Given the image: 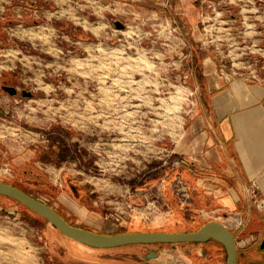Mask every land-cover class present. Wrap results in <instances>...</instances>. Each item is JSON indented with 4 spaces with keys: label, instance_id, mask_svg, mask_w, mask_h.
Segmentation results:
<instances>
[{
    "label": "rangeland",
    "instance_id": "1",
    "mask_svg": "<svg viewBox=\"0 0 264 264\" xmlns=\"http://www.w3.org/2000/svg\"><path fill=\"white\" fill-rule=\"evenodd\" d=\"M235 1H220L229 7L217 15L209 8L192 29L173 0L154 12L133 0H0V179L101 232L188 230L221 218L237 242V264H264V207L237 229L234 211L218 218L195 207L175 171L185 160L175 140L204 90V56L216 77L264 80V0ZM221 15L236 19L219 23ZM3 82L33 94H10ZM164 188L185 219H175ZM151 245L81 243L0 194V264H159L142 256ZM153 245L162 264L225 262L213 240Z\"/></svg>",
    "mask_w": 264,
    "mask_h": 264
},
{
    "label": "crops",
    "instance_id": "2",
    "mask_svg": "<svg viewBox=\"0 0 264 264\" xmlns=\"http://www.w3.org/2000/svg\"><path fill=\"white\" fill-rule=\"evenodd\" d=\"M133 1L143 11L154 12L156 7L162 5V0ZM165 1L169 3V0ZM207 1L202 5L198 0H173L174 7L182 9L180 20L192 29L209 8L211 11L216 10L217 15L218 12L221 13L218 8L229 7L227 4L225 7L223 4L218 5L222 0ZM250 16L248 14L246 17V34L255 44L257 36L254 34L255 27L252 26L255 19H250ZM215 18L219 23L236 19L233 15ZM236 36L237 32L235 52L243 53L246 50L240 48L239 37ZM204 60V90L198 97L196 110L190 115L174 143L173 150L183 154L185 158L183 163L175 166V171L181 172L190 186L195 207L213 211L218 218L228 210L250 215L245 186L251 182L257 183L258 194L264 197V80H247L238 75L229 80L216 77L213 75L215 64L211 57L206 55ZM132 195L129 194L130 197ZM160 195L167 200L177 221L184 218V212L175 207L170 190L164 188ZM194 219L196 217L192 216V220ZM218 220L228 226L223 219ZM156 258L157 263L162 264L160 252Z\"/></svg>",
    "mask_w": 264,
    "mask_h": 264
},
{
    "label": "water",
    "instance_id": "3",
    "mask_svg": "<svg viewBox=\"0 0 264 264\" xmlns=\"http://www.w3.org/2000/svg\"><path fill=\"white\" fill-rule=\"evenodd\" d=\"M119 27L123 23L117 22ZM9 93H14L13 85H2ZM23 95H30L31 91L22 90ZM0 194L10 196L26 205L36 213L45 217L63 234L81 243L94 247H114L131 243L152 244L142 256L150 258L157 256L154 243L203 242L210 238L222 244L225 250L224 264H237V242L233 232L226 224L218 219L205 220L201 225L188 230L138 229L116 232H101L70 223L52 205L26 192L17 185L0 179Z\"/></svg>",
    "mask_w": 264,
    "mask_h": 264
},
{
    "label": "built area",
    "instance_id": "4",
    "mask_svg": "<svg viewBox=\"0 0 264 264\" xmlns=\"http://www.w3.org/2000/svg\"><path fill=\"white\" fill-rule=\"evenodd\" d=\"M258 189L259 187L255 182H251L245 186L244 190L250 205V209L264 207V197L258 194ZM234 214L233 222L235 224V228L237 229L244 227V224H246L250 218L249 214H241L239 211H235Z\"/></svg>",
    "mask_w": 264,
    "mask_h": 264
},
{
    "label": "trees",
    "instance_id": "5",
    "mask_svg": "<svg viewBox=\"0 0 264 264\" xmlns=\"http://www.w3.org/2000/svg\"><path fill=\"white\" fill-rule=\"evenodd\" d=\"M8 182H10V183H13V184H15V185H17L18 187H20L21 189H23V190H25L26 192H28V193H31L26 187H23V186H21V185H19V184H17V183H14V182H12V181H8ZM32 195H34L33 193H31ZM3 195V194H2ZM5 196H7V195H5ZM34 196H37V195H34ZM7 197H10V196H7ZM10 198H12V197H10ZM12 199H14V198H12ZM14 200H16V199H14ZM17 202H19L18 200H16ZM19 203H21V202H19ZM22 204V203H21ZM22 205H24V204H22ZM24 206H26V205H24ZM65 219H67L68 220V218L65 216V214L62 212V211H60L58 208H55ZM41 216V215H40ZM41 219H43V220H46V218L45 217H43V216H41ZM69 221V220H68ZM70 223H72L71 221H69ZM204 222V221H203ZM203 222H201V223H198V224H196V226H194V228H196V227H198L199 225H201ZM72 224H74V223H72ZM75 225H77V224H75ZM79 226H81V225H79ZM82 227H85V226H82ZM87 228V227H86ZM193 228V229H194ZM120 231H123V230H120ZM214 241V243H219V244H221L220 242H218L217 240H215V239H212V238H210V239H208V240H206V241ZM222 245V244H221Z\"/></svg>",
    "mask_w": 264,
    "mask_h": 264
},
{
    "label": "flooded vegetation",
    "instance_id": "6",
    "mask_svg": "<svg viewBox=\"0 0 264 264\" xmlns=\"http://www.w3.org/2000/svg\"><path fill=\"white\" fill-rule=\"evenodd\" d=\"M2 85H13V86H15L14 84H12V83H7V82H3V84ZM1 85V87H2V89H4L5 91H7L8 93H9V91L6 89V88H4L3 86ZM16 87V86H15ZM23 89H25V88H22L20 91L17 89V87H16V91L14 92V93H10V94H16V93H18V92H20L21 94H22V90ZM25 91H29L28 89H25ZM33 93L31 92V94L30 95H28V96H31ZM23 95V94H22ZM264 245V240H263V242H262V246Z\"/></svg>",
    "mask_w": 264,
    "mask_h": 264
}]
</instances>
